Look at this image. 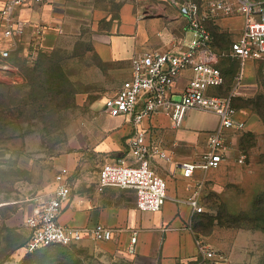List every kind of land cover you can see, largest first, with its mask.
Returning <instances> with one entry per match:
<instances>
[{
    "label": "rangeland",
    "instance_id": "374dc122",
    "mask_svg": "<svg viewBox=\"0 0 264 264\" xmlns=\"http://www.w3.org/2000/svg\"><path fill=\"white\" fill-rule=\"evenodd\" d=\"M110 1L98 0L94 14L57 24L59 32L52 33L46 45L20 44L7 60H0V264H23L31 253L24 248L29 235L26 220L51 195L59 174L68 176L73 192L82 183H94L104 162L116 154L102 150L106 142L114 145L112 133L121 127L103 103L127 77L121 72L123 63L103 59L107 50L102 35L118 20L124 0ZM186 1L190 0H182ZM243 25V17L221 19L214 29L219 48L229 46ZM223 62L226 82L214 92L218 95L238 85L241 61ZM252 84L250 104L264 120L261 71H256ZM231 134L237 146L234 160L208 170L198 194L204 221L216 216L220 220L199 236L197 254L184 264H264V220L254 221V228H242L231 225L229 217L252 213L254 199L264 192V133ZM126 138L122 155L128 152ZM71 248L77 264L131 263L104 253L96 240Z\"/></svg>",
    "mask_w": 264,
    "mask_h": 264
},
{
    "label": "crops",
    "instance_id": "0c3cea01",
    "mask_svg": "<svg viewBox=\"0 0 264 264\" xmlns=\"http://www.w3.org/2000/svg\"><path fill=\"white\" fill-rule=\"evenodd\" d=\"M97 1L45 0V4L39 6L34 0H30L23 9L29 25L21 47L38 43L46 45L50 35L59 32L57 24L70 22V19L78 21L94 14L97 11ZM3 2L4 0H0V8ZM181 3L182 0H124L118 20L108 33L102 35V44L107 50L103 53V59L112 63H123L125 67L121 72L128 78L134 56L147 51L183 48L185 42L191 38V32L187 18L180 12ZM42 22L45 23L44 27L40 26ZM39 28L42 29V35ZM242 30L243 27L240 28V34ZM231 58L233 57L226 59ZM224 59L214 57L208 51H201L195 60H212L221 67L225 75ZM240 61L237 78H241V82L233 86L228 94H234L233 104L237 109V117L245 121L244 131L264 133V120L250 104L254 96L251 89L252 79L255 78L257 70L262 75L263 71L257 61ZM114 71L118 72V69ZM192 75L193 71L189 68L176 79L173 91V97H177L175 99L182 96ZM113 118L114 124L121 127L112 133L114 145L106 142L108 144L102 148L105 152H116L110 160L125 153L122 138L127 136V144L132 132L129 122L122 117ZM218 124L219 116L213 111L203 109L188 111L179 127L173 125L166 113H158L145 120L148 141L166 153V157L154 158L157 172L168 181V197L160 210H139L136 192L132 188L107 186L99 189L97 176L94 183H82L77 190L71 192L60 214V221L80 228H90L98 223L110 227L113 237L107 241H99L103 252L126 258L130 264H184L197 254L198 238L203 234L195 227L202 211H196L189 198L196 191L199 194L207 171L198 169L193 177L188 178L182 174L180 163L194 160L202 151L207 150L208 133ZM226 142L229 151L225 163H230L235 158L236 139L230 133ZM199 203L202 205L200 197ZM92 241L93 239L86 236L81 244L89 246Z\"/></svg>",
    "mask_w": 264,
    "mask_h": 264
},
{
    "label": "built area",
    "instance_id": "2783aa9c",
    "mask_svg": "<svg viewBox=\"0 0 264 264\" xmlns=\"http://www.w3.org/2000/svg\"><path fill=\"white\" fill-rule=\"evenodd\" d=\"M29 2L4 0L0 8V60H7L22 43L29 25L23 9ZM179 8L188 20L191 32L185 46L178 50H154L134 56L130 77L103 103L111 117H122L129 122L132 132L128 138V155H120L101 166L98 188L116 186L134 189L136 204L141 211L160 210L168 197V181L154 165V158L166 157V153L148 141L145 120L158 113H166L173 125L179 127L191 109L213 111L219 116L218 126L208 133L207 150L194 160L180 163L182 174L188 178L193 177L198 169L208 171L218 168L228 157L227 137L245 128V121L237 117L234 94L214 93L225 83L223 70L212 60H195L201 51H208L217 58L233 57L259 62L264 89V0H190L182 2ZM232 16L244 18L243 30L228 48L221 49L214 29L220 25L221 19ZM38 30L42 33L41 28ZM189 68L193 75L182 96L175 99V81ZM240 82L241 78H238L237 84ZM71 192L68 176L59 174L51 195L26 220L29 229L24 247L26 252L53 245H79L86 236L96 241H107L113 237V230L102 223L80 228L60 221V214ZM189 201L196 211H203L197 191ZM205 253L208 256L214 254L212 251Z\"/></svg>",
    "mask_w": 264,
    "mask_h": 264
},
{
    "label": "trees",
    "instance_id": "16d2710c",
    "mask_svg": "<svg viewBox=\"0 0 264 264\" xmlns=\"http://www.w3.org/2000/svg\"><path fill=\"white\" fill-rule=\"evenodd\" d=\"M215 31V30H214ZM217 36V33L215 31ZM224 47V48H228ZM52 90H55L52 87ZM51 91V90H50ZM208 215H206L207 217ZM232 220L231 225L237 224V226L242 228H254L256 225H253V222L264 220V192L258 195L252 204V213H241L238 215H229ZM203 213L200 215V218L196 221L195 227L200 233L205 234L210 231L208 227L211 228V225H214V220H220L218 216L211 217L210 220L204 221ZM250 222V223H248ZM208 230H207V229ZM28 239V238H27ZM72 246L76 245H58V248L49 250V247L40 248L38 253H28L23 259V264H50L56 262V264H77L75 255L72 250ZM37 251V250H36ZM79 261V260H78Z\"/></svg>",
    "mask_w": 264,
    "mask_h": 264
}]
</instances>
